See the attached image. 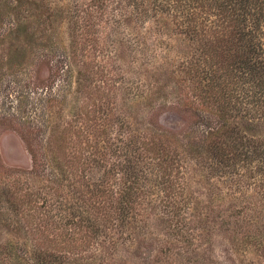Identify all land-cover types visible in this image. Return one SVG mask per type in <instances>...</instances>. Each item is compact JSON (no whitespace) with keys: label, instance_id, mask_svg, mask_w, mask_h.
<instances>
[{"label":"rangeland","instance_id":"1","mask_svg":"<svg viewBox=\"0 0 264 264\" xmlns=\"http://www.w3.org/2000/svg\"><path fill=\"white\" fill-rule=\"evenodd\" d=\"M13 1L0 25V165L22 181L0 179V245L31 252L34 239L43 238L40 230L50 239L60 234L53 245L67 243L60 250L69 251L70 264H91L83 257H98L93 264H264V176L237 185L217 171L201 172L204 159L189 146L204 128L184 73L195 44L160 16L138 21L131 0L104 6L98 0ZM16 49L24 61L21 55L9 62ZM53 81L58 100L51 110L41 99L50 97ZM21 118L47 130L49 153L69 162L72 182L85 194L88 175L118 186L121 140L158 129L173 135L172 150L185 157V192L193 208L184 215L186 226L174 227L153 207L141 217L145 224L117 230L102 254L96 250L102 238H89L79 227L58 231L40 214L42 195H55L33 173ZM73 192L67 187L56 199L67 193L72 201ZM67 233L76 241L61 239Z\"/></svg>","mask_w":264,"mask_h":264},{"label":"trees","instance_id":"2","mask_svg":"<svg viewBox=\"0 0 264 264\" xmlns=\"http://www.w3.org/2000/svg\"><path fill=\"white\" fill-rule=\"evenodd\" d=\"M98 1L104 6L108 0ZM131 2L130 14L136 15L138 21L150 14L160 16L162 23H168L178 35L195 44L193 61L184 73L204 125L189 144L193 153L204 159L199 171H217L237 185L246 182L247 176H264V0ZM14 4L13 0H0V25L7 20L5 17ZM21 55L24 61V54L18 49L11 51L8 61H20ZM54 84H50L51 89L46 87L51 91L50 97L41 99L51 110L58 100ZM20 120L24 123L22 133L32 157L33 173L43 177L55 195H42L41 217L47 218L46 222L58 231L79 227L89 238H102L101 243L96 242V250L101 253L110 247L117 230L138 227L144 220L141 217L153 207H159L174 227L186 226L184 215L191 214L193 208L185 192V157L172 150L178 141L173 135L158 129L160 133L121 140L118 151L123 153L124 162L119 164L120 172L116 175L118 186L111 189L104 179L98 182L88 175L84 184L87 195L81 190L78 193L69 162L49 153L47 143L51 139L43 138L47 130L43 131L32 118L27 123ZM4 176L22 181L0 165V179ZM67 187L74 188L76 201H69L67 193L56 199ZM40 233L39 230L43 238L34 239L31 252L20 244L0 245V264L72 263L67 257L69 251L60 250L69 248L67 243L62 242V248H58L59 242L53 245L59 233L53 234V240ZM65 237L76 241L72 234L71 238L67 233L61 239ZM105 243L108 245L104 247ZM83 259L93 264L98 257Z\"/></svg>","mask_w":264,"mask_h":264}]
</instances>
